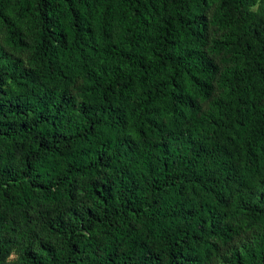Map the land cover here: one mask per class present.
Wrapping results in <instances>:
<instances>
[{
	"label": "trees",
	"instance_id": "trees-1",
	"mask_svg": "<svg viewBox=\"0 0 264 264\" xmlns=\"http://www.w3.org/2000/svg\"><path fill=\"white\" fill-rule=\"evenodd\" d=\"M0 25V257L9 207L86 179L24 264H212L234 186L259 232L227 261L264 264V0H0Z\"/></svg>",
	"mask_w": 264,
	"mask_h": 264
},
{
	"label": "rangeland",
	"instance_id": "rangeland-1",
	"mask_svg": "<svg viewBox=\"0 0 264 264\" xmlns=\"http://www.w3.org/2000/svg\"><path fill=\"white\" fill-rule=\"evenodd\" d=\"M258 3L252 6L253 10L258 9ZM12 13L15 8L10 9ZM31 40L34 39L35 30L31 22H23ZM5 33L0 25V37ZM27 63L36 64L30 51L20 53ZM86 179H79L73 190L72 201L67 206H62L56 202L45 201L39 196L33 203L23 207H9L8 220L1 230V237L4 248L0 257V264H24L25 253L28 249L36 251L46 245H62V237L54 230L57 222L64 220L67 222L71 217L73 208L87 205L88 193L86 189ZM258 190L239 191L234 186L230 200L229 220L234 224H243L245 232L236 240L229 244H220V248L212 264H230L227 258L231 257L236 250H242L243 243H248L256 237L259 228L251 224V219L246 210L242 207V202L247 198L255 199ZM4 206L7 205L4 199L0 200Z\"/></svg>",
	"mask_w": 264,
	"mask_h": 264
}]
</instances>
